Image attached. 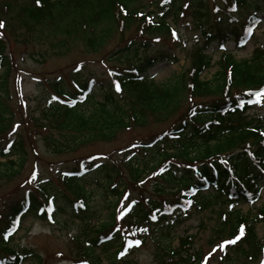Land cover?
<instances>
[{
	"label": "trees",
	"instance_id": "trees-1",
	"mask_svg": "<svg viewBox=\"0 0 264 264\" xmlns=\"http://www.w3.org/2000/svg\"><path fill=\"white\" fill-rule=\"evenodd\" d=\"M260 1L264 0H221V4L214 5V12L220 13L219 20L237 23L234 13L244 8L258 10ZM207 3L208 0H1L0 159L5 162L0 161V183L20 172L28 148L17 134L16 139L3 141L14 120L6 107L7 84L14 66L2 38L7 29H13L19 44L38 47L30 57L41 58V62L47 56L63 57L79 43L85 56L99 55L104 62L118 65L127 63L108 69L109 80L97 84L99 92L92 88L96 86L94 80L86 81L74 70L69 74L71 89L70 84L65 87L61 77L47 83L58 100L54 97L48 101L42 113L33 115L30 121L35 128L32 135H42L40 142L49 155H72L96 142H114L119 134L133 127L145 128L150 120L158 124L171 119L172 124L168 130L137 143L122 165L95 162L91 157L73 158L80 160L74 162L76 166L55 176L58 186L68 194L61 193L53 179L54 182L41 177L29 190L20 192L18 202V198L2 202L7 212L3 213L6 224L0 227V264H41L33 251L13 244L14 237L26 217L47 224L49 220L59 222L67 213L71 217L63 218V222L77 219L86 240L77 241L75 264H135L133 258L127 259L151 241L157 264H206L211 256L217 257L219 264H264L260 262L264 246L255 233L256 225H264V205L253 215L220 208L247 202L252 207L260 201L264 129L261 121L248 116L255 104L248 103L254 100L248 94L264 88V47L256 48L249 59L241 61L228 53L221 54L216 75L210 81L201 79L212 66L204 47H195L187 68L164 84L141 75L152 62L144 59L141 66L132 63L138 52L175 36L176 30L168 19L177 26L179 18L191 10L192 18L206 22ZM197 28L202 29L208 48L214 38L212 28ZM112 41L111 51L104 52ZM162 57L161 61L176 62L175 58ZM83 62H78L77 67ZM50 96L47 95L49 99ZM210 97L207 103L195 104ZM184 102L189 108L183 114ZM40 128L43 134H39ZM137 156L140 161H134ZM121 167L128 173L127 179ZM152 175L151 195L140 193L138 199L129 200L123 216L118 218L116 206L127 191L131 187L143 191ZM89 179H95L100 189L98 182L102 183L104 196H111L109 205L113 204L107 206V221L93 227L89 226L93 219L88 207L91 191L85 186L93 182ZM204 191L208 194L203 196ZM227 195L232 198L227 199ZM194 213L202 218L198 231L208 230L211 235L213 254L203 257L194 244L195 234L177 238V245L171 247V234ZM210 221L215 225L207 228ZM242 226L243 235L230 243L240 235ZM78 252L84 261L78 258Z\"/></svg>",
	"mask_w": 264,
	"mask_h": 264
},
{
	"label": "rangeland",
	"instance_id": "rangeland-1",
	"mask_svg": "<svg viewBox=\"0 0 264 264\" xmlns=\"http://www.w3.org/2000/svg\"><path fill=\"white\" fill-rule=\"evenodd\" d=\"M1 2V0H0ZM149 0H147V3ZM221 4V0H208L207 6L209 7L208 22L211 24L214 22L221 21L218 16L219 12H214V5ZM260 14L262 18L261 23H257V27L254 30V35L251 37V40L245 43L244 47L241 49L237 48L235 39H232L229 36V33L234 32L235 28L233 23L215 25V28H219L220 34H216L228 38L229 42L225 45V50L233 54L236 60L241 61L243 59H249L254 47L263 46L264 47V2L260 1ZM191 10L185 12V15L179 18L176 30H178L177 36H173L168 39L165 38L163 42L161 40L160 44H154L153 48H150L142 53L138 52L135 57L132 59V63L140 64L144 59H157L162 56H168L171 59H176L175 63H171L168 60L162 62H156L153 67L148 68L144 75L152 77L154 81L164 84L169 81L171 78H174L177 73L181 70L186 69L189 65V55L192 50L199 46H204L203 40L200 36V31L196 29L198 25L196 24L197 18L194 19L190 15ZM251 11H242L239 12L240 23L242 24L244 20L250 17ZM3 18V17H2ZM4 20V19H3ZM168 22L172 24L173 21L168 19ZM220 23V22H219ZM238 23V25H240ZM214 27V26H213ZM207 28V27H206ZM1 29V28H0ZM242 31V28L239 31ZM6 46L8 48V53L14 59L13 72L9 77V82L7 84V90L9 92V97L6 101V107L9 114H13L14 120L11 121V127L8 129V133L3 137V141L16 139V136L19 135V138L22 139V142L25 143L27 148L26 159L20 172L12 177L10 180H4L0 183V227H4L5 218L4 212L6 213V206L3 205L5 202H12L16 200L19 201L20 192L24 193L26 190H29L33 182H37L41 177L52 180L57 184L56 174L64 173L69 171L73 166L75 160L73 158L81 159L85 157H98L97 161L102 163L104 162H113L123 164V160L128 159L131 151H135L133 148L136 147L137 143L147 140L149 136L158 135L163 131L168 130V127L172 124V120L169 119L167 122L155 124L153 121H148L145 128H131L121 134H119L114 142L102 143L96 142L93 145H90L86 148H82L72 155H61L60 157L49 155L44 150V146L41 144L42 135H32L34 132L33 124L31 123V117L38 116L41 114L42 109L47 107L48 101H52L55 95L48 89L47 83L57 81L61 77L65 82V87H72V82L70 83L69 74L74 70L77 74L84 75L86 81L94 80L93 90L99 92L97 84L106 83L109 80L108 69L116 67H124L127 63H122L120 65L110 61H103L99 55H89L85 56L83 47L78 43L74 48L70 49L67 54L63 57L56 56H47L45 62H41V58L30 57V54L37 51L38 47L31 45H21L17 42V35L14 33L13 29H7L4 32ZM1 37V36H0ZM114 42L112 41L110 45L104 50V52H109L113 48ZM217 45L214 41L212 46L208 48V54L212 56V66L205 71L201 79L203 81H210L212 77L216 75L218 67L216 64L219 62V56L222 53L221 50H217ZM206 47V46H204ZM45 49H43L44 51ZM49 54V52H48ZM47 54V55H48ZM32 56V55H31ZM170 59V60H171ZM78 67V62H82ZM172 61V60H171ZM43 63V64H40ZM82 70H79V69ZM73 88V87H72ZM51 94L50 98L47 95ZM96 99L100 100L97 96ZM212 98H207L200 100L195 104L207 103ZM255 106L248 114L251 118H256V120L261 121L262 128L264 129V98H261V103ZM183 114L189 108L188 103H183ZM17 126V127H16ZM13 127H16V130L13 131ZM44 133L43 129L40 128L39 134ZM17 134V135H16ZM150 159L156 161L157 159L154 156H150ZM149 159V160H150ZM15 160V159H13ZM134 160V159H133ZM5 162L4 160H0ZM134 161H140L139 157ZM78 164V163H77ZM19 168H15L18 170ZM121 171L124 174V177L127 179L128 173L121 167ZM154 176H157L156 174ZM152 177H149V181L145 183L143 191L140 192L139 188L131 187L127 191V196L121 200L116 206L117 212L120 213L129 200H136L139 198V194L142 193L145 197L151 195ZM94 178V177H93ZM98 181L100 177H96ZM91 182L89 185H85L88 191H91L89 197L90 201L88 207L91 208V215L93 219L90 220V225L93 227L98 222L102 223L107 221V214L110 213L107 208L109 202L112 200L111 196H104V186L101 182H98L101 189L97 186V181L89 179ZM57 184L58 190L61 193L68 194L64 191V187H59ZM18 188V189H17ZM21 193V194H22ZM207 193H204L206 195ZM58 201H63L61 197H58ZM108 200V203H107ZM116 200V198H114ZM260 202L255 205L253 208H249L246 204H239L235 207V211L239 210L240 212L246 214L251 212L255 214L262 205H264V190L260 196ZM3 202V203H2ZM113 205L110 204L109 207ZM222 211H228L229 205L221 206ZM228 209V210H227ZM2 210V211H1ZM71 217L69 213L65 214L63 218ZM118 218H121L122 215L118 214ZM205 218V217H204ZM203 218V219H204ZM60 219L59 222H53V224H43L40 222L33 221L32 217H26L23 220L20 231L14 237L13 244H16L19 249L25 247L30 249L41 258V264H75L74 259L76 249L78 251L77 241L85 242V236L83 237V228L80 227L79 221L77 219L73 220H63ZM201 215L194 213L186 222L183 223V226L178 227L171 234L173 238V243L171 247L177 245V238H184L185 235H194L195 240L194 244L197 246V250L201 251L203 257L206 254L212 252V247L209 244L211 235L209 231L205 232L198 231V223L201 220ZM63 223V225H61ZM207 228H210L215 225L214 221L207 223ZM123 226V224H121ZM206 228V229H207ZM82 233V235H81ZM255 233H257V238L264 241V225L259 223L255 227ZM154 236V235H153ZM154 245L151 242L146 243L141 246L137 253H134L127 260L133 258L135 264H157L154 259ZM101 257L103 254L100 251ZM213 254V253H211ZM78 252L77 256L81 261H84L82 256ZM258 261V260H257ZM29 264V262L24 263ZM79 264V263H76ZM206 264H219V260L215 256L209 257ZM251 264V263H250ZM252 264H258L257 262Z\"/></svg>",
	"mask_w": 264,
	"mask_h": 264
},
{
	"label": "snow or ice",
	"instance_id": "snow-or-ice-1",
	"mask_svg": "<svg viewBox=\"0 0 264 264\" xmlns=\"http://www.w3.org/2000/svg\"><path fill=\"white\" fill-rule=\"evenodd\" d=\"M37 3H39V0H37ZM2 27H3V22L0 21V28H2ZM116 88H117V91H120V86L118 84L116 85ZM248 95L255 97V100H251L250 99L248 101V103H253V102H255V103H261V98H264V88H262V89H260L259 91H256V92H250ZM243 104H244V101L241 100L240 101V105L243 106ZM130 210L131 209H129V211ZM241 235H243V226L241 227V233H240V235L236 236L234 240L230 241V243H235L236 240L240 239V236ZM5 238H7V237H5ZM139 243H140L139 241H136L135 242L136 245H139ZM129 246L131 247L132 245L130 244ZM122 255H123V253H122Z\"/></svg>",
	"mask_w": 264,
	"mask_h": 264
}]
</instances>
